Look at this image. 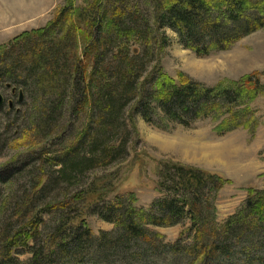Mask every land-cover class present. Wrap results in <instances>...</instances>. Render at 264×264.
<instances>
[{"label": "trees", "instance_id": "obj_1", "mask_svg": "<svg viewBox=\"0 0 264 264\" xmlns=\"http://www.w3.org/2000/svg\"><path fill=\"white\" fill-rule=\"evenodd\" d=\"M68 3L45 26L0 46V88L14 98L0 107L3 134L15 129L29 101V129L43 143L25 164L16 163V182H28L19 199L0 176V264H264V187L249 188L219 223L215 203L229 180L217 172L161 164L159 196L148 208L136 207L132 192L109 196L102 176L87 180L93 169L128 155L135 113L158 126L211 118L219 133L253 126L250 104L264 90L260 73L206 85L167 74L160 53L166 28L198 55L227 49L264 28V0ZM53 143L65 147L54 151ZM89 214L112 228L95 233ZM177 224L188 226L173 242L154 230Z\"/></svg>", "mask_w": 264, "mask_h": 264}, {"label": "rangeland", "instance_id": "obj_2", "mask_svg": "<svg viewBox=\"0 0 264 264\" xmlns=\"http://www.w3.org/2000/svg\"><path fill=\"white\" fill-rule=\"evenodd\" d=\"M68 2L75 7L91 3L92 0H0V46L24 32L45 26L59 9L69 5ZM165 35L169 40L161 51L160 58L164 71L170 76L179 72L196 82L216 85L237 80L247 74L260 73V81L264 82V28L241 38L227 49L212 51L206 55H198L183 47L175 32L170 29H165ZM152 64L147 67L144 76L148 75ZM0 92L5 98L3 105L6 108L14 98L10 89L0 88ZM250 109L255 116L251 128L241 126L224 133H219L218 122L211 118L199 120L188 127L170 122L166 126H158L135 113V131L128 144V155L110 166L93 169L88 173L87 180L90 182L95 176H102L107 180L108 190L110 188L113 191L109 196L132 192L137 198L136 207L148 208L159 196L156 183L161 164H181L217 172L229 180L220 190L215 203L217 222L221 223L242 205L249 188L264 187V90L250 104ZM83 117L75 126L78 135L88 122L86 116ZM18 118L15 129L4 135V118L0 116V139L3 144L0 147V176L5 180L9 178L3 187L9 184L8 188L16 191L19 199L28 187V182H16L14 174L20 168L16 163L25 164L29 155L38 154L43 143L36 132L29 129V126L33 127L34 118L29 101L22 106ZM63 147L65 146H60L59 143L50 146L54 151ZM215 150H218L220 160L214 161ZM6 168L8 169L5 170ZM9 171L11 174L7 173ZM60 190L62 188L59 187L53 196H57ZM4 208L5 200L2 199L0 233L4 226ZM14 209L15 205L13 211ZM86 220L95 233L110 230L113 226L95 214L87 215ZM187 226L177 224L155 227L154 230L162 234L165 241L173 242ZM18 256L20 261L28 257L26 253Z\"/></svg>", "mask_w": 264, "mask_h": 264}, {"label": "water", "instance_id": "obj_3", "mask_svg": "<svg viewBox=\"0 0 264 264\" xmlns=\"http://www.w3.org/2000/svg\"><path fill=\"white\" fill-rule=\"evenodd\" d=\"M21 99H22V94L20 93L19 100H21ZM4 102H5V98H4L3 94L0 92V107L4 104ZM8 105L11 106L12 105V101H9Z\"/></svg>", "mask_w": 264, "mask_h": 264}, {"label": "bare ground", "instance_id": "obj_4", "mask_svg": "<svg viewBox=\"0 0 264 264\" xmlns=\"http://www.w3.org/2000/svg\"><path fill=\"white\" fill-rule=\"evenodd\" d=\"M212 146V145H211ZM210 148V147H209ZM185 149V148H184ZM203 149V148H202ZM215 149V148H214ZM204 151V150H203ZM213 152V151H212ZM195 153L197 154V151H195ZM200 153V152H199ZM208 154V153H207ZM213 154V153H212ZM203 155H206V154H203ZM210 155V154H209ZM215 157H214V161H216V160H220V156L218 155V150L216 151L215 150ZM204 157V156H203ZM210 157H211V155H210ZM211 161H212V158H211Z\"/></svg>", "mask_w": 264, "mask_h": 264}]
</instances>
